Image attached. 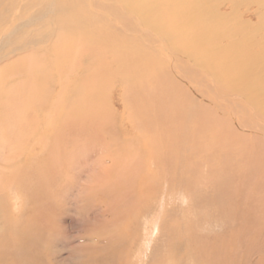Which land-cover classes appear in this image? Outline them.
Wrapping results in <instances>:
<instances>
[{
    "label": "rangeland",
    "instance_id": "obj_1",
    "mask_svg": "<svg viewBox=\"0 0 264 264\" xmlns=\"http://www.w3.org/2000/svg\"><path fill=\"white\" fill-rule=\"evenodd\" d=\"M6 3L7 1H4V4ZM238 8L242 10L240 5ZM252 13L253 18L249 26L245 23L246 17L241 13L237 14L241 17L239 21V25L242 26L241 31H244L245 26H247L245 32L251 34L250 32L253 31L258 34V38L262 37L264 35V21L261 17L264 19V14L261 11L256 13L255 9ZM228 17L233 18L232 15ZM7 26L8 24L5 27ZM90 29L84 31L86 36L90 37L92 30V36L99 32L97 28L90 27ZM127 35L131 36L128 33ZM80 36L76 34L77 39L68 38L69 44L66 45L68 46L66 51L69 47L76 48L80 46L79 48L83 49L82 54L77 55L79 58L76 57L68 63L69 68H75L74 71L80 74V79L76 77L77 80H73L74 82L69 79H62V82L68 84V88L63 86L62 92H57V87L61 83L57 80L53 81L51 86H45L48 90L44 86L40 89L54 91L51 101L59 100L58 106H55L57 113L67 114L71 108L75 109L78 105L82 106L88 102L82 99L88 98V96L90 98L94 97L92 101L95 102L96 100L94 105L100 104L98 107H100L101 112L97 110L98 114H104V118L106 117L101 122L110 125L113 129L109 132H103L104 129L99 128L94 131L96 136L92 137L94 135L93 129H73L71 127V130L75 131H71L72 135H68L67 140L64 136L57 142H53L52 137H46L47 143L38 148L36 156L29 151L20 154L26 150L25 144L5 149L3 155L8 159L4 163L0 160V173L8 172V169L12 172L17 170V173L10 172L14 177L9 178L11 181L5 179V184L0 187V264H165L169 256L173 258L174 264H264L263 106L262 113L261 110L260 113L255 112L250 103L244 102L241 94H236V91L226 89V87V90L222 93L216 91L217 89L214 90V88L202 90L204 87H200L199 84L201 83L195 79L203 74L205 78L208 77V81L212 82L210 79L211 64L204 65L207 70L204 69L202 72L196 69V72L199 73L198 76L193 73L190 74L192 80L188 77L189 80L185 81L182 73H175V71L164 73V77L167 76L168 79L171 78L173 81L176 79L181 86H178L175 90V85L168 83L169 89L161 90L163 97L161 107L158 106L160 103L156 99H148L142 104L144 106L139 107L137 106L139 102L134 104L136 100L132 97L135 96L131 94L126 99L130 104L126 105L125 100L122 99L121 84H124L122 81H125L126 74L133 72V66H130L133 62L141 64L144 61L143 64H145L148 58L137 60L130 56L125 61L127 67L124 68L123 65L122 68V59H125L127 54L129 55L130 45L121 44L120 47L109 52L104 49L109 48L108 45L104 46L103 43L99 42L86 45L83 39H79ZM132 36L134 35L132 34ZM247 38H249V35L245 34V39ZM234 39L237 40V38ZM262 39L263 41L260 44L264 46V36ZM221 40H223V46L228 45L226 38ZM254 41L256 42V39L253 38L252 43L251 40L249 42L251 45L243 46V48L247 47L244 50L248 51L254 48L252 45L255 43ZM91 48L100 50V62L103 65L102 63L98 66L96 64L92 65L89 61L81 62L84 61L87 53L92 50ZM10 49V45H6L5 50L1 47L0 54L3 52L6 54ZM33 49L19 51L12 60L6 61L3 57L0 61V81L3 83L0 86V97L5 94L4 91L6 93L8 91L9 95L11 94V91L8 90L7 81L11 79L17 81V76L23 75L25 72L27 73L25 76L31 75V73L37 74L38 77L62 75V73L49 74V71H51V66L54 67L55 64L61 63L59 62L61 60L52 56V54L61 57L63 53L65 55L66 51L52 50L51 46L45 49H39L38 46ZM84 53L86 54L84 55ZM252 53H254L253 50L250 54ZM81 55L82 58H80ZM49 56H51L50 59ZM162 57L165 65L172 63L167 62L169 57ZM14 58L17 60H14ZM151 59L153 58L151 57ZM240 59L242 60V58ZM63 60L65 59L63 58ZM13 61L16 62L13 63ZM45 62L50 64V67L41 68L40 66L45 65ZM128 62L130 65H128ZM116 63L121 69H117ZM161 65L163 64L161 63ZM94 66L99 67L101 75L88 73L89 69ZM107 68L110 70H106ZM249 69H247L248 73L260 72L259 69ZM63 71V69L60 70V72ZM218 71L214 69L215 73H218ZM236 71L238 73V70ZM135 73L144 72L135 70ZM87 74L90 76H87ZM146 75H144L145 78H147ZM82 79L92 83L91 89L88 86L90 94L87 96H80L81 92L87 90L86 86H81ZM108 80L110 81L108 82ZM164 80L166 81V79ZM135 82L131 87H136ZM113 85L114 87H112ZM71 88H76L75 92H72ZM13 96L18 97V94ZM175 97L180 100L182 103L180 105L184 107L190 102V99L193 100L197 106H200L197 111L203 109L206 115H210L215 120L218 119V122H224H221L224 126L214 127L213 133L207 130L209 133L205 132L204 137L199 136V133L196 136L192 135L194 137L190 142L187 139L185 143L183 140L177 141L176 136L165 137L164 134L160 133L165 132L168 136L172 132L173 125L169 123L170 118L164 112L163 116L161 115V109L165 105L169 111ZM236 100L238 101L236 102ZM61 101H66V103L62 104ZM2 103L4 102L2 101ZM235 105L241 110L235 109ZM156 106L159 108L156 109ZM189 106L187 105V107ZM59 109L61 112L58 111ZM138 110L141 114L135 117L138 119V123L130 124L128 119H131ZM168 114L169 116L171 114L172 118L173 110L172 113L170 111ZM56 115L54 114L53 118ZM186 125L191 126L193 123L190 121ZM160 126L161 132H156V129ZM148 127L152 131L148 130ZM35 129L30 128L28 132H33ZM140 129H143L146 135H155V137L160 138L162 143L161 154L164 160L157 159L158 154L155 155L154 142L149 143L153 149L149 151L150 147L145 149L143 144H139V141L129 140L136 137V135L138 136ZM61 131L63 130L60 129ZM63 135L64 132L60 134V136ZM58 136L59 133L55 135V137ZM192 136L190 135V137ZM95 139H101L99 141L100 145L96 149H94ZM60 141L63 143H59ZM172 144L176 146L174 147ZM77 145L83 151L87 148L89 153L84 155L82 150L81 153L76 152L77 149L75 150L74 146ZM193 145H197L198 149L196 147L195 149L200 152L199 155L195 154L197 156L194 159H191L193 164L186 170L184 166L190 160L187 152H192ZM172 146L173 148H169ZM180 146L181 149H184L181 152L186 153L183 159L181 157V163L178 162V151H176V148ZM203 146H207V148H203ZM29 148L31 149V147ZM167 149L168 152H166ZM68 154L73 155V157L70 158ZM151 155L154 156L151 157ZM14 156H17V158L15 159ZM53 159H57L54 166L51 161ZM176 161L183 167L178 169ZM140 162L143 164L139 165ZM127 163L129 164L128 169L125 167L128 165ZM17 165L21 169L17 168ZM45 166H49L51 170L53 169L55 175L52 176V171L50 175V170L48 171ZM221 166L226 169L223 171ZM193 169H196L194 171L196 174L193 173ZM222 172L227 174L225 181L223 177L220 178ZM126 173L132 176H129L128 180L125 178ZM140 180H144L146 186L144 185V188L141 189L138 187L133 189L132 187L138 185ZM237 180L239 181L237 182ZM205 188L208 190L206 191ZM205 201L208 203L207 208L204 207ZM153 224L157 227L155 232L153 231ZM147 228L152 231H145ZM150 239L152 241L149 243ZM92 242L95 243L94 246ZM155 249L157 250L155 251ZM93 256L97 261L95 263L92 261Z\"/></svg>",
    "mask_w": 264,
    "mask_h": 264
},
{
    "label": "bare ground",
    "instance_id": "obj_2",
    "mask_svg": "<svg viewBox=\"0 0 264 264\" xmlns=\"http://www.w3.org/2000/svg\"><path fill=\"white\" fill-rule=\"evenodd\" d=\"M4 1H7V3L4 4ZM239 5H240L242 10H239V8H238ZM253 9H255L256 13H260V11H261V13L264 14V0H0V48L2 47L3 50H5L6 45L11 46V49L6 54H4L5 52L0 54V61L3 59V57H5L4 60H6V61L12 60V58L19 51L34 50L33 48L38 47V46H39V49H41V48L45 49L46 47L51 46L52 50L54 49L57 51H66V49L68 48V46H66V45L69 44L68 38L77 39L75 37V35L78 34V36H80V35L82 36V37L80 36L81 38L79 37V39H81V40L83 39V41L85 42L86 45H93V42L103 43L104 46L108 45L109 48L106 47L104 49L106 51H109V52L110 51L112 52L113 49H117L118 47H120L121 44L125 45V46L130 45L131 51H129V55L127 54L126 58L122 59V62H121L122 68H123V65L125 68V66L127 65V62H125V61H127L128 57H130V56H132L133 59H137V60L138 59L144 60L145 58L146 59L148 58V60H146L147 62L145 64H143L144 61L141 62V64L138 62H133L131 65L128 62V65L133 66V72L126 74L125 81H122V83H124V84L123 85L121 84V86H122V89H121L122 99L125 100L126 105L130 104L129 102H127L126 99L128 98L129 94H131V95L135 96V97H132L133 99L136 100V102L134 104L139 102V105H137L139 107L144 106L142 104L145 103V101L148 99H150V100L156 99V101H158L160 103V105L158 104V106L161 107V105L163 104V103H161V101L163 100L161 90L169 89L168 83H171V85H175V90H177L176 88L178 86L179 87L181 86V84L178 83L176 81V79H175V81H173L171 78L168 79L167 76L164 77V75H165L164 73H172L174 71H175V73L176 72L182 73L183 79H185V81H186V80H189L188 77L191 78L190 74H192V73L196 76L199 75V73L196 72V69L199 71L201 70V72H202L204 69L207 70V68H204V65L211 64L212 66H211L210 70L213 74L211 73L210 79L212 82L208 81V77L206 76V78H207L206 79L203 74H201V77H198L195 79L203 85L202 86L201 84H199L200 87H204V88H202V90H208V89L211 90L212 88H214V90L217 89L216 91L222 93L227 88H229L231 90H234V92L236 91L237 92L236 94H238V93L241 94L243 99H244V102L250 103L251 106H253L255 112L258 111V113H260V110H261V113H262V111L264 110V72H263L264 71V46H262L260 43H261V41H263L262 37L264 35L262 37L260 36L258 38V34L256 32L252 31L253 33L250 32L251 34H249L248 32H245L247 29V26H249V24L251 23V20L253 18V13H252ZM238 13H241L246 17L245 23L247 26H245L244 31H241L242 26L239 25V21L241 20V17L237 15ZM230 15H232L233 18L228 17ZM261 18H262V21H264L263 17H261ZM261 18H258V19L260 20ZM262 21H261V23H262ZM7 24H8V26L5 27ZM90 27H92L93 29L97 28V30L99 32H97V34L92 36V33H93V30H92L90 37L86 36L84 34L85 33L84 31L86 29H90ZM127 33L130 34L131 36L127 35ZM132 34L134 36H132ZM245 34L249 35L251 43H252L253 38L256 39V42L254 41L255 43L252 44L255 49L251 48V50H248V51L244 50L247 47L243 48V46L245 47L247 45H251V43H249L250 42L249 38L245 39ZM222 38H226V42L228 43V45H226V46L222 45V43H223V40H221ZM234 38H237V40ZM238 38H239V40H238ZM70 41H72V40H70ZM224 42H225V39H224ZM47 43H49V44L47 45ZM50 43H51V45H50ZM79 47H76V48L69 47V49L67 50L68 52L66 51L65 55L63 53L61 56L65 60H63V58L59 57L57 54H52V56H55L56 58L58 57V59L61 60V61H59L61 63L55 64L54 67L53 66L50 67V64H48L46 62H45L46 63L45 65L40 66L41 68L42 67H50L51 71H49V74H51V73L52 74L53 73H62V75L57 74L56 76L45 75L42 77H38L37 74L31 73V75L25 76L27 74L25 72V74L17 76V78H16L17 81H14L13 79L7 81V84L9 86L8 90L11 91V94L9 95L8 91H7V93H6V91H4L5 94L2 92L4 95L2 97H0V160H1V162L4 163L8 159V157L3 155L5 149H7V148L11 149L12 147H14L16 145H18L17 147H19V146H22L23 144H25L26 148L25 147L24 148L26 150H24V151L21 150L22 153H20V154H23V153L29 151L32 155L36 156V154H37L36 152H37L38 148L43 147L45 145V143H47L46 137L47 138L52 137L54 139L53 142H57V140H60L64 136H66L65 140H67V136L70 134L72 135L71 131H75V130H71V127L73 129H77V128H81V129L85 128L87 130L93 129V133H94V131L98 130L99 128L101 130L104 129L103 132L104 131L109 132L110 130L113 129L112 127H110V125H107L104 122L103 123L101 122V121H103V119L105 120L106 117L104 118V114H98L97 110L99 112H101L100 107H98L100 104L94 105L96 102V100H95V102H92L94 100V97L90 98L88 96L89 99L88 98H84L85 100L82 99L83 101H86V102L88 101V102L84 103L82 106L78 105V107H75V109H73V108H71V110L69 109L70 112H68L67 114L62 113L60 111V109L58 111L61 113H57L55 106L57 105L59 100H57V101L55 100L56 102L51 101V99H52L51 97L54 96V95L52 96L54 91H52V90L44 91V90L40 89V87H42V86H44V87L49 86V85L51 86V83L53 81L57 80V82H61L60 86L57 87V89H58L57 92H62L63 86L68 88V84L62 82V79L63 80L69 79L72 82L77 80L76 77H78L80 79V74L77 73L76 71H74L75 68L71 69L68 66V63L70 61H73V59L76 57L79 58V56H77V55L79 53L83 52L82 51L83 49H81ZM224 47H227V48L225 49ZM241 47H242V49H241ZM93 49L90 50L89 53H87L86 57L83 56L85 58H84V61H81V62L83 63V62L89 61V62H91L92 65H95V64L97 66L101 65V63H102V62H100L101 52L99 49L98 50H93ZM252 50L254 51V53L250 54L252 52ZM48 52H49V49H48ZM58 54L60 55V53H58ZM85 54L86 53H84V55ZM147 55H149V56H147ZM118 56H120V55H118ZM162 56L169 57L167 62H172V63L170 65H165L164 64L165 61H164ZM151 57L153 59H151ZM50 58H51V56H49V59ZM80 58H82V55L80 56ZM240 58H242V60ZM14 60H17V59L14 58ZM49 61H51V60H49ZM14 62H16V61H13V63ZM47 62H48V60H47ZM55 63H57V62H55ZM118 63H116L115 65H117ZM161 63L163 65H161ZM13 65H15V64H13ZM102 65H103V63H102ZM97 66L92 67L91 69H89V71L87 69L88 73H96V74L98 73L99 75H101L102 73L99 72V69H98L99 67H97ZM116 67H117V69L120 68V66H118V65ZM249 68L252 70L253 69H257V70L259 69L260 72L248 73L247 69H249ZM62 69L64 71L60 72V70H62ZM214 69L219 70L218 73H215ZM104 70H105V68H104ZM106 70H110V69L107 68ZM114 70H116V69H114ZM135 70H142L144 73H135ZM236 70H238V73ZM116 72H118V71H116ZM234 72H236V73H234ZM37 73H38V71H37ZM146 74H148V75H146ZM88 75L89 74H87V76ZM144 75H146L147 78H145ZM142 76H144V77L141 78ZM19 79H21V80H19ZM85 79H87V78H85ZM136 79H137V81H136ZM164 79H166V81ZM83 80L84 79L81 80V82H82L81 86H83V85L86 86V89L88 91L84 88V90H86V91L81 92L80 96H82V95L87 96L90 94V89L92 87L91 86L92 83H91V81L86 82L85 80L84 81ZM191 80H192V78H191ZM109 81L110 80H108V82ZM1 82L2 81H0V86L3 84ZM134 82L136 83V87H131ZM88 86H90V89ZM112 87H114V85ZM225 87H226V89H225ZM5 88H7V87L5 86ZM76 88H74V89L71 88V91L75 92ZM133 88H135V89L133 90ZM64 90H65V88H64ZM78 91H79V89H78ZM92 91H94V90H92ZM14 94H18V97H14L13 96ZM167 97L170 99L169 96H167ZM2 101L4 103H2ZM129 101H130V99H129ZM237 101L238 100H236V102ZM60 103L63 104V103H66V101H61ZM147 103H148V101H147ZM209 103H210V101H209ZM226 103H227V101H226ZM180 104H182L180 102V100L175 97L174 100L172 101V107H170L169 111H168L167 106L165 107V105H164V108L161 109V113H162L161 115L163 116V112H164L166 114V116L168 118H170L169 123H171V125H173V128L171 130L172 132H170L169 135L167 136V134L165 132L164 133L161 132V126H160V128L156 129V132H159V133L161 132L160 134H164L165 137H167V138L176 136L175 138L178 139L177 141L183 140L185 143V140L188 139V142H190V140L194 136H196L198 133H199L198 134L199 136L204 137V133L207 132V130L209 132L213 133L214 127H216V126H222L223 127L224 126L222 124L224 122H222V121L218 122V119H216L217 120L216 121L215 118L210 117V115H206L203 112V109H200V111H197V109L200 106H197L196 103L193 102V100L190 99V102H188V104H186L185 107L181 106ZM187 105H190L189 106L190 108L187 107ZM158 106H156V109L159 108ZM240 106H242V105H240ZM262 106H263V110H262ZM205 107H206V105H205ZM210 108H211V106H210ZM153 109H154V107H153ZM235 109H237L239 111L241 110V108H238L237 106L235 107ZM172 110H173V116L171 118V114L169 116L168 113L170 111L172 113ZM196 111H197V113H195ZM54 114H57L55 116V118H53ZM217 114H219V113H217ZM140 115H141L140 110H138L137 112H135L133 117H131V119L130 118L128 119L129 123L130 124H137L138 119H136L135 117L136 116L138 117ZM131 116H132V114H131ZM261 116H262V114H261ZM263 116H264V114H263ZM178 119H180V120H178ZM241 120H242V118L240 119V121ZM139 121H140V119H139ZM190 121L193 123V125L187 126L186 124L189 123ZM215 122H217V123H215ZM139 125H141V124H139ZM30 128L31 129L36 128V129L33 132H28V129H30ZM60 129H62L63 131L60 132ZM147 129L150 130L151 128L148 127ZM220 129H222V128L220 127ZM140 130L141 131L139 132L138 136L135 134L136 137L129 139V140L133 141V142L139 141V144L140 143L143 144L145 149H148L150 147V145L154 142L153 144H155L154 148L156 150L155 155L158 154V157L156 156L157 159L162 160L164 157L161 154L162 143L160 142L161 141L160 138L157 136L155 137V135H146V133L143 132V129H140ZM150 131H152V130H150ZM63 132H64V135L60 136V134H62ZM209 132H207V133H209ZM57 133H59V136L55 137V135H57ZM217 134H219V133L217 132ZM190 135L191 136L194 135V136L190 137ZM28 136H29V138H28ZM93 136L95 137L96 134L94 133V135H92V137ZM179 137H181V138H179ZM100 140L101 139H99V140L95 139L94 149H96V147L100 145V142H99ZM125 140H127V139H125ZM28 141H29V143H28ZM53 142H51V143H53ZM64 142H66V141H64ZM59 143H63V142L60 141ZM149 143H151V144L149 145ZM42 144H43V146H42ZM204 144L206 145V143H204ZM197 145L196 146L193 145L194 147H192L193 148L192 152L191 151L187 152V156L188 157L190 156L189 157L190 160L187 161L186 164L184 163L186 165V166H184V169H186V170H188L189 166H191L193 164V161L191 162V159L192 158L194 159L197 156L195 154L196 153L198 154L200 152V151L198 152L195 149V147L198 149ZM258 145H260V144H258ZM64 146H65V144H64ZM173 146L169 147V148H173ZM29 147H31V149ZM200 147H202V146H200ZM204 147L207 148V146H203V148ZM49 148H51V147L49 146ZM74 149L75 150L77 149L76 152L79 151L81 153L82 148H79L78 145L74 146ZM151 150H153V149L150 147L149 151H151ZM181 150H184V149H181V146L179 148H176V151H178V155H179V156L177 155V159H179L178 162H180L183 159V157L186 155V153L185 152L182 153ZM199 150H200V148H199ZM168 151L169 150L167 149L166 152H168ZM82 153L84 155H87L89 153V151H87V148H85L84 151L82 150ZM123 153H125V152L123 151ZM232 153H235V152H232ZM14 155H16V154H14ZM7 156H8V154H7ZM114 156H117V155H114ZM153 156L154 155H151V157H153ZM69 157L71 158V157H73V155H71V156L69 155ZM77 157H78V155H77ZM119 157H117V158H119ZM181 157H182V159H181ZM16 158H17V156L15 157V159ZM52 158H55V157H52ZM114 158H116V157H114ZM254 159H255V157H254ZM8 161L10 162V159ZM51 161L53 162L52 163L53 166L57 163V159H53ZM75 161H76V159H75ZM226 161H224V162H226ZM231 161H233V160H231ZM12 162H11V165H12ZM46 162H48V161L46 160ZM178 162L176 161V164L178 165V169H179L180 167H183V166H180L181 162L180 163H178ZM248 162H249V160H248ZM49 163H50V160H49ZM251 163H250V165H251ZM14 164H15V162H14ZM138 164L142 165L143 163L140 162ZM139 165H137V166H139ZM128 166H129V164L126 165L125 167L128 169ZM221 167L223 168V171L226 169L224 166H221ZM17 168H19L18 165H17ZM45 168H47L48 171L50 170L49 174L51 175V171L53 169L52 170L49 169V166H45ZM131 168H132V166H131ZM133 168H135V166H133ZM19 169H21V168H19ZM194 171H196V169H193V173H194ZM10 172L15 173L9 169H8V172H1L0 173V187L3 184H5V182H6L5 179L8 180L9 178L14 177V175L11 174ZM156 172H158V171L156 170ZM18 173L20 174V171ZM45 173H47V172H45ZM127 173L125 174L126 180H128V178L130 176V174L127 175ZM194 174H196V173H194ZM54 175H55V171H52V176H54ZM221 175L222 176L220 178L222 179V177H223V179L225 181L227 179L226 172L225 173L222 172ZM130 177H132V176H130ZM240 177H241V175H240ZM236 179H237V177H236ZM238 179H239V177H238ZM114 180H115V178H114ZM9 181H11V179H9ZM238 181L239 180H237V182ZM126 182H128V181H126ZM114 184H115V181H114ZM144 185H145L144 180L143 181L140 180L139 184L136 186H133L132 188L134 189V188L138 187L139 189H141V188H144ZM205 190H206V188H205ZM10 202H9V204H10ZM186 202H188V201H186ZM207 204H208L207 201H205L204 207L207 208L208 207ZM34 207H35V205H34ZM214 219H216V218H214ZM154 225L155 224H153V231L155 232L157 227H155ZM149 228L145 229V231L150 230ZM150 231H152V230H150ZM208 232H210V231H208ZM171 234H173V233H171ZM168 235H170V234H168ZM192 240H193V238H192ZM150 241H152V240L150 239L148 242L150 243ZM156 241H157V239H156ZM106 243H108V242H106ZM92 245L94 246L95 243L92 242ZM166 245H167V243H166ZM182 248H184V247H182ZM194 249H195V247H194ZM156 250L157 249H155V251ZM169 250H170V248H169ZM0 261H1V259H0ZM92 261H94V263L97 262L96 259L94 258V256L92 257ZM87 262H88V260H87ZM88 264H90V263H88ZM165 264H174L173 258L169 256L168 260L165 261ZM185 264H188V263H185Z\"/></svg>",
    "mask_w": 264,
    "mask_h": 264
}]
</instances>
